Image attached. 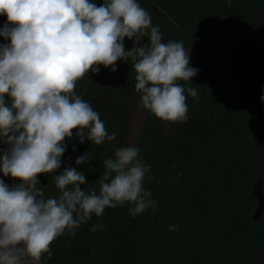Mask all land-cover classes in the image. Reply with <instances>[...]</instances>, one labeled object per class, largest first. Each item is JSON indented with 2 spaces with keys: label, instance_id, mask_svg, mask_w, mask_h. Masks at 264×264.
<instances>
[{
  "label": "trees",
  "instance_id": "1",
  "mask_svg": "<svg viewBox=\"0 0 264 264\" xmlns=\"http://www.w3.org/2000/svg\"><path fill=\"white\" fill-rule=\"evenodd\" d=\"M137 2L163 42L194 46L189 66L199 71L179 83L195 88L199 98L187 96L188 120L177 122L172 134L146 110L137 148L150 167L144 188L156 207L135 217L128 205L106 208L74 236L55 240L52 257L45 255L41 264H264V0ZM6 22L0 16V28ZM8 42L0 37V44ZM124 45L131 49L132 41L125 38ZM116 67L112 72L101 65L76 85L109 134H117L100 146L66 140L54 175L75 167L85 175L84 190L96 187L103 161L124 143L128 107L138 94L131 65L120 60ZM86 151L92 160L77 166ZM38 180L45 198L59 195L52 176ZM94 224L101 226L91 231Z\"/></svg>",
  "mask_w": 264,
  "mask_h": 264
},
{
  "label": "clouds",
  "instance_id": "2",
  "mask_svg": "<svg viewBox=\"0 0 264 264\" xmlns=\"http://www.w3.org/2000/svg\"><path fill=\"white\" fill-rule=\"evenodd\" d=\"M5 15L0 37L9 42L0 44V144L8 147L0 149V173L15 183L9 187L0 179V264H41L45 255L52 257L55 240L74 236L106 208L128 205L135 217L156 207L144 188L150 167L134 146L115 148L94 188L82 189L86 178L75 167L54 175L66 140L100 146L117 139L76 93L78 81L97 74L101 65L116 72V62L123 60L135 73L141 106L176 123L188 120L187 96L199 98L195 88L179 82L191 81L199 70L189 66L182 42H163L137 0H103L99 6L95 0H0V16ZM92 158L86 151L75 164ZM41 174L54 178L58 196L45 198L38 187Z\"/></svg>",
  "mask_w": 264,
  "mask_h": 264
},
{
  "label": "rangeland",
  "instance_id": "3",
  "mask_svg": "<svg viewBox=\"0 0 264 264\" xmlns=\"http://www.w3.org/2000/svg\"><path fill=\"white\" fill-rule=\"evenodd\" d=\"M186 49H189V58L190 61L193 56L194 46H187ZM148 122V114L146 110L141 106L140 95L134 96L130 101V106L128 107L127 115V128L124 143L122 146H134L137 147L139 140L141 139L143 132L146 128ZM177 123V122H176ZM176 123L162 122L164 127L165 134H172L175 130ZM120 142L115 143V147L119 146ZM4 150H7L6 148ZM0 179H3L6 184L10 185L13 181L11 177H4L0 173Z\"/></svg>",
  "mask_w": 264,
  "mask_h": 264
}]
</instances>
